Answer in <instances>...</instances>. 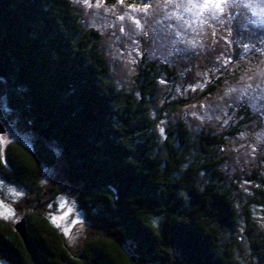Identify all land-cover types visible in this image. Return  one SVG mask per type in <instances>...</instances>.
<instances>
[{
  "label": "trees",
  "instance_id": "16d2710c",
  "mask_svg": "<svg viewBox=\"0 0 264 264\" xmlns=\"http://www.w3.org/2000/svg\"><path fill=\"white\" fill-rule=\"evenodd\" d=\"M100 38L96 29H83L70 0H0V95L30 131L57 146L66 183L78 189L77 204L103 228L72 255L45 215L23 218L25 241L0 219V259L236 264L222 233L234 227L238 212L220 170L224 158L214 155L236 129L219 134L206 125L194 146L187 125L178 121L160 141L150 114L160 67L141 59L135 92H118ZM162 68L176 74V68ZM213 90L211 85L202 95ZM55 164L41 143L32 150L11 145L0 172L9 183L36 190L41 165ZM200 175L208 177L203 184ZM260 183L263 196L264 178ZM257 197L250 205L264 204V196ZM253 231L248 225L250 243L262 257L264 240H255Z\"/></svg>",
  "mask_w": 264,
  "mask_h": 264
},
{
  "label": "rangeland",
  "instance_id": "374dc122",
  "mask_svg": "<svg viewBox=\"0 0 264 264\" xmlns=\"http://www.w3.org/2000/svg\"><path fill=\"white\" fill-rule=\"evenodd\" d=\"M70 1L83 29H96L100 33V50L106 57L116 91L135 92L134 77L141 59L153 61L160 67L157 91L150 108L151 116L157 118L155 130L160 141L166 129L178 121L187 125L194 146L206 125L214 127L219 134L237 130L214 152L215 156L224 158L220 170L238 212L234 227L222 233V245L231 249L236 264H264V253L262 257L256 253L259 246L253 247L247 234L251 224L253 238L264 240V204L250 205V200L259 195L257 189L262 187L260 179L264 178V104L255 105L246 97H240L239 92L250 83L252 88H248L247 93L254 100L264 89V57L256 51V48H264V29L252 26L264 20V11H261L264 5L257 0H248V9L243 6L244 0L225 5L221 17L223 25L210 21L211 26L205 27L201 36L203 47L188 49L180 45L174 47L171 43L174 36L168 31L167 13L173 6L166 5L165 0H124L123 4L118 0H104V7L99 9H86L78 0ZM96 3L97 0H92L93 5ZM146 4L152 6L147 13L133 11V6ZM104 8L109 11L105 12ZM252 11L257 13L256 17L250 14ZM119 16L124 20H118ZM134 20L143 25L140 33ZM244 44L255 47L244 51ZM164 65L176 68V74L165 73ZM211 85L215 90L202 95ZM233 87L238 91L226 95V90ZM0 126L4 131L0 134L2 162L9 146L20 145L32 150L38 143L50 149L56 161L53 166L41 165L36 190L11 184L0 172V201L14 209V214H10L0 207V219L14 226L27 214H43L58 229L70 253L77 255L89 239L103 233V228L92 222L77 204L78 189L66 183L60 150L30 131L28 123L15 114L1 95ZM199 179L203 184L208 177L200 175ZM10 186L23 195L13 197L9 193ZM263 196L259 195L258 200ZM53 217L58 224L53 223ZM0 264L9 263L0 259Z\"/></svg>",
  "mask_w": 264,
  "mask_h": 264
},
{
  "label": "clouds",
  "instance_id": "9594fccd",
  "mask_svg": "<svg viewBox=\"0 0 264 264\" xmlns=\"http://www.w3.org/2000/svg\"><path fill=\"white\" fill-rule=\"evenodd\" d=\"M86 9L87 8H102L104 7V0H97L95 5L92 4V0H78ZM124 0H118V3L123 4ZM234 2V0H165V4L173 6L172 10L167 13V20L170 21L168 25V31L174 36L171 41L175 47L177 45L184 46L188 49H196L203 47V41L201 39L204 33L205 27H210V21H217L223 25L224 21L221 17L225 13V5ZM257 3L264 5V0H257ZM245 9L249 8L248 0H244L243 4ZM151 5H144L143 7L133 6V11H141L147 13L151 8ZM105 12H108V8H104ZM264 11V9H261ZM253 17L257 16L255 11L250 13ZM259 18V17H257ZM118 20L123 21L124 17H117ZM136 27L137 33L143 31V25L139 20L132 21ZM253 27L264 29V20H261L259 24L253 23ZM123 31V28L121 29ZM232 33L229 32V35ZM255 47L252 44H244V51H251ZM256 51L261 57H264V48H256ZM251 80V77H249ZM257 87H260L259 85ZM252 88L249 83L245 89L239 90L240 97H246L251 103L255 105L264 104V89L261 90L253 100L251 96H248L247 89ZM238 89L233 87L226 90V95H230L237 92ZM256 89L253 88V92ZM9 193L16 198H19L23 193L17 192L14 187H9ZM0 207L5 208L10 214H14V209L5 205L3 201H0ZM7 218V217H4Z\"/></svg>",
  "mask_w": 264,
  "mask_h": 264
},
{
  "label": "water",
  "instance_id": "95a60500",
  "mask_svg": "<svg viewBox=\"0 0 264 264\" xmlns=\"http://www.w3.org/2000/svg\"><path fill=\"white\" fill-rule=\"evenodd\" d=\"M3 128L0 126V134L3 133ZM15 230L22 236L25 241V223L24 219L14 225Z\"/></svg>",
  "mask_w": 264,
  "mask_h": 264
},
{
  "label": "snow or ice",
  "instance_id": "6c2138e0",
  "mask_svg": "<svg viewBox=\"0 0 264 264\" xmlns=\"http://www.w3.org/2000/svg\"><path fill=\"white\" fill-rule=\"evenodd\" d=\"M53 223H57V224L59 223L58 220L55 217H53Z\"/></svg>",
  "mask_w": 264,
  "mask_h": 264
}]
</instances>
